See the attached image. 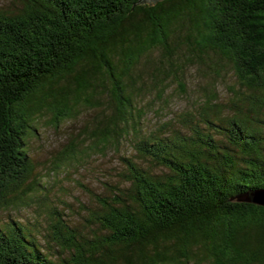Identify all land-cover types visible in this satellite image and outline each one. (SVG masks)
<instances>
[{
  "label": "trees",
  "instance_id": "trees-1",
  "mask_svg": "<svg viewBox=\"0 0 264 264\" xmlns=\"http://www.w3.org/2000/svg\"><path fill=\"white\" fill-rule=\"evenodd\" d=\"M136 1L0 10V208L45 186L27 143L43 111L55 124L96 111L60 162L128 138L160 168L122 157L123 182L94 195L86 223L49 216L47 253L22 224L0 225V264H264V205L243 200L264 189V0ZM191 70L196 105L145 131L146 107L168 104L171 85L185 95Z\"/></svg>",
  "mask_w": 264,
  "mask_h": 264
},
{
  "label": "rangeland",
  "instance_id": "rangeland-1",
  "mask_svg": "<svg viewBox=\"0 0 264 264\" xmlns=\"http://www.w3.org/2000/svg\"><path fill=\"white\" fill-rule=\"evenodd\" d=\"M22 0H0V10L17 11L22 8ZM192 73V74H191ZM195 75V76H194ZM197 74L191 70L187 76V92L177 96L172 93L174 86L167 90L168 104L159 101L146 107L145 131L159 132L162 123L172 122L184 111L196 105L195 97L201 94L196 87ZM228 79V83H232ZM225 100L229 90L226 82L219 87ZM96 111L80 106L75 117L55 124L52 115L45 111L36 114L37 131L28 137V154L33 165L31 179H41L43 189L31 203L19 207L0 208V225L7 226L12 221L22 224L38 240L47 253L53 242L49 238V216L59 212L71 225H83L89 219V213L97 208L95 194H108L104 188L107 183L113 185L123 182L120 172L125 168L122 157H130L141 166L159 173L160 168L146 159L138 157L129 139L120 142L117 147L105 148L101 152L90 153L79 162L58 161V155L67 143L77 134L81 125L90 121ZM167 128L161 129L166 131ZM57 158V159H56ZM57 164V167H55ZM56 170H53V169ZM41 196V198H37ZM46 203V207L42 205Z\"/></svg>",
  "mask_w": 264,
  "mask_h": 264
},
{
  "label": "water",
  "instance_id": "water-1",
  "mask_svg": "<svg viewBox=\"0 0 264 264\" xmlns=\"http://www.w3.org/2000/svg\"><path fill=\"white\" fill-rule=\"evenodd\" d=\"M157 1H159V0H137L136 2L131 3L130 8H132V5H134V4H138V3H142V2H148L151 4V3H155ZM238 199H241V198L238 197ZM243 200H246V201L252 200L254 203L264 205V189L256 190L255 192H253L251 194V196H246V198H244Z\"/></svg>",
  "mask_w": 264,
  "mask_h": 264
}]
</instances>
